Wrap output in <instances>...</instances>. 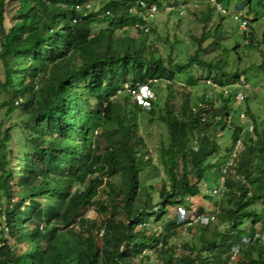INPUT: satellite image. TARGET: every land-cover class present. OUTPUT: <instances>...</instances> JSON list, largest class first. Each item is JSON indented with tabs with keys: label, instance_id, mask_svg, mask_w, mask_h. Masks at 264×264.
I'll return each mask as SVG.
<instances>
[{
	"label": "trees",
	"instance_id": "1",
	"mask_svg": "<svg viewBox=\"0 0 264 264\" xmlns=\"http://www.w3.org/2000/svg\"><path fill=\"white\" fill-rule=\"evenodd\" d=\"M5 1L0 0V59L5 70L4 79L0 78V109L6 110L7 117L21 111L38 134L33 135L31 129L27 136V146L33 151L22 156L24 166L17 164V182L23 189L14 201L12 150L8 145L13 135L0 129V199L6 201L0 205V223L12 216L24 224L19 228L10 223L3 228L0 264H186L182 258L191 259L190 264H220L222 259L232 264L235 255H243L236 264H264V231L256 230L259 222L264 228V211L260 209L264 206V128H256L243 138L241 156L222 175L221 167H212L209 159L221 149L215 137L230 122L231 100L222 94L218 100L210 98L204 82L200 95L191 90L181 93L180 111L189 120L182 153L175 149L172 97L162 109L154 103L148 112L151 117L158 113L169 134L168 144H162L159 153L162 177L152 158L144 156L146 145L138 131L137 106L128 103L127 107L114 99L128 81L146 83L148 78L164 77L171 82L181 80L182 75L194 78L192 68L199 63V47L190 52L186 62L171 55L166 59L150 54L148 47L153 42L148 36L156 31L155 21L150 31L134 29L136 21H141L130 12L136 0L108 1L100 11L93 10L92 0H88V8L83 7L87 0H16L18 21L10 28L4 22ZM148 1L162 8L167 0ZM220 1L226 6L232 2ZM254 6L264 7V0H241L232 17L249 26ZM209 14L230 17L216 8L201 12V16ZM99 15L104 26L95 30L92 27ZM259 17L256 14L254 20ZM118 30L133 34L119 38ZM220 30L221 24H217L218 39ZM204 40L194 43L200 46ZM217 63L213 66L221 70L226 65V61ZM261 66L264 68V63ZM118 70H122L120 77L115 74ZM129 72L132 78L127 77ZM111 81L119 85L105 91ZM245 113L247 119L255 121L250 108ZM98 129L105 135L102 141L93 138ZM241 131L240 127L234 129L233 141ZM104 151L105 170L101 175H88L83 170L88 159ZM62 165L64 170H60ZM192 169L194 183L190 181ZM210 169L216 181L213 187L218 192L224 189L215 200L213 213L198 208L199 214L214 215L211 222L187 224L173 218L157 230L145 227L148 217L161 221L168 217L170 207L184 205L185 197H208L205 187ZM80 171L85 178L75 181L74 175ZM119 172L128 173L129 184L108 206L100 198L113 189V176ZM153 176L158 178L156 184L151 183ZM178 179L182 183L176 198ZM44 183L47 186L43 189ZM94 206L102 219L88 216ZM219 220H223L220 225ZM183 225L190 240L179 253L180 246L170 243V233Z\"/></svg>",
	"mask_w": 264,
	"mask_h": 264
},
{
	"label": "rangeland",
	"instance_id": "2",
	"mask_svg": "<svg viewBox=\"0 0 264 264\" xmlns=\"http://www.w3.org/2000/svg\"><path fill=\"white\" fill-rule=\"evenodd\" d=\"M108 1H117L118 3H122L121 0H92L93 10L100 11L103 8V5ZM114 2H112V4ZM87 3L88 0L84 2V5H86ZM240 3L241 0H232L229 6L225 5V8L228 9L229 12L235 13L236 5ZM167 5L170 6V4ZM18 8V1H5L4 22L6 28H10V26H12L18 21ZM247 11L248 8L244 9V14H247ZM214 12L216 13V11ZM256 14L260 17L254 20ZM263 15L264 7L254 6L252 14L249 17V19L252 20L250 22L251 25H249L246 30H243L240 27V24L232 16L223 18L218 14H213V17L209 14L208 16L206 15L199 17V15L197 14H191L185 18H182L177 11H172L171 13L167 14H159L156 16V31L151 32L148 36V41L153 42V45L151 46L152 49L149 51L150 54L155 55L156 57L162 55L166 59H168L171 55L175 59L178 58L177 61L182 60L183 62H186L188 57L191 56L190 52H192L193 50V52H196L198 47L200 49V51L198 52L199 63L196 64L195 68H192L194 78L193 76L182 75L181 80L180 78L174 79L173 83L170 86H167L165 88H158L156 90L157 100L155 104L158 103L161 109L164 107L165 101L169 99L168 97H172L171 104L174 105L175 111L173 118L177 131V144L175 146L176 152L182 153L186 150L185 135L188 131L189 122L187 118H183L180 111L181 102L183 101L181 93L184 91L191 90L193 95H200L201 88L203 87V82L205 81L204 78L216 72L220 73V81H225L228 77L241 75V77L247 78L246 80L250 82L254 90L249 93L246 103L238 104L234 101H231L229 103V105L232 107V110L229 111L230 122L226 125L224 129L218 130L215 139L221 149L215 157L214 154L209 159L210 165L212 167H222V165L224 164V159L229 155L233 143L232 133L234 132V129L236 127H240L242 130L241 135H243L244 138H247L249 133L246 130V125L244 124V121L245 118L249 116L245 115V118H241V112H245L247 108H250L251 114L253 115V117H255V121L252 120L253 124L255 125L254 130L256 128H264V68H261L262 63H264V20L262 19ZM103 22V16H100V20L95 23L92 28L95 30L101 29L104 26V24H102ZM215 24H221L222 30H220L221 36L219 39L215 36ZM132 34L133 33L131 30H118L116 32V35L119 38H123ZM200 38H205V40L201 43L200 46H198L196 43H194V41ZM247 41L250 42V45L248 46H246L245 44ZM190 43L192 45H190ZM254 45H259L260 50L249 47H252ZM52 47L54 48V45H52ZM149 48L150 47H148V49ZM166 59H164L163 61L164 65L167 62ZM219 61H226L224 70L227 73V76L224 78H221V70L213 66L214 63L218 65L217 62ZM4 73L5 70L3 61L0 59L1 79H4ZM116 75L117 77L122 76L119 73H117ZM127 75L133 76V73L129 72ZM189 79L192 81L190 84L187 83V80ZM179 81L182 84H179ZM81 82L82 79L80 78V83ZM113 85H119L118 81L117 83L111 81L110 86L105 85L104 90L109 91L110 87ZM213 96L216 97L215 99L218 100V93ZM128 99L129 97L126 96L125 93H120V95H118V97L116 98V100H118L122 104H125L127 107L128 103L133 104L132 99H130V102L128 101ZM15 105L17 106V104ZM19 105L20 103L18 104V106ZM136 119L138 123L139 134L143 138L144 144L146 145L145 148H143L144 156L151 157L153 163L160 169L161 176L165 177V175L163 174L162 165L160 163L159 153L161 145L168 144L169 134L167 131V127L158 119V113H156L155 116L151 117L148 111H145L139 107H137ZM33 124V122H27L24 119L21 111L16 112L14 115H12V117H7L6 110L0 109V129L1 131L8 129L13 135V140L8 145L11 147L12 150V156H10V161L12 165L14 179V201L17 200L18 195L23 189L21 186H19L17 182V164L18 162H21V165L24 166L22 162V156L33 151L30 145V147L27 146L28 141L26 140L28 139V137H30V132L33 127ZM95 133L96 137L94 136V139H99L100 141L104 139L105 135L101 134L102 132L100 129L95 131ZM37 134V129L33 130V135ZM99 135L101 136L99 137ZM105 154L106 151L96 154L92 158L88 159V162L86 163V166L83 168V170L86 173L88 171V175H101V173L105 170V165L103 162ZM64 169L65 167L62 165L60 170ZM195 177V171L192 169L190 174L191 183L195 182ZM83 178H85V174L80 171L74 175L73 179L75 181H79ZM151 179V183L153 184H156L158 182V178L155 176H153ZM207 180L208 183L205 188L212 189V191L208 193V197L198 196L192 199L185 197V199L183 200L184 205H176L170 207L168 217H164L161 221H155V217H148L147 221L145 222V227L148 230H157L164 223H166L168 219L173 218L178 219V221L180 222L182 221L184 223H188L189 221L186 219V211L195 213V210H198L199 207L202 208L203 212L213 213V211L215 210V200L220 199L221 196L220 193H216L213 187V185L216 184V181L213 178V171L211 169L208 170ZM112 181L114 185L113 189L109 192L108 195H104L100 198V201L105 202L108 206H110L120 198L121 191H123L125 186L129 184V175L125 172H119L113 176ZM181 183L182 181L178 179L177 193L175 194L176 198L178 197V193L181 189ZM201 184L205 185L203 182ZM46 186L47 184L44 183L42 185V188L44 189ZM39 188L40 187L38 186L36 187V189ZM75 189L76 186L73 188V190ZM2 194V191H0V196H2ZM52 200L54 202V198H52ZM24 201L26 200L24 199ZM97 201L98 198L94 200L95 203ZM2 203L6 204L4 197L0 199V205ZM25 203L23 204V207ZM251 206L253 207V205ZM251 206H249L248 209H250ZM0 209L2 208L0 207ZM181 209L187 210L185 212L181 211L182 214H180ZM260 209L264 211V206L260 207ZM188 215L190 216L192 214ZM88 216L102 219V216L99 215L95 206L89 210ZM182 216H185V218L182 219ZM1 220L2 218L0 217V222ZM222 221L223 220H219V225L222 223ZM10 223L14 224L15 226H18L19 228H22L24 225L22 224V220L17 217H6V219L4 220V224L0 223V239L2 237L3 228L8 227ZM261 223L262 222H259L256 225L257 231H264V228L261 226ZM246 225L249 226L248 223ZM184 231L186 232V226L183 225L179 230H176V232L172 231L170 233V243L176 244L177 247L180 246L179 253H181L182 251L184 242L190 240L188 232L185 233ZM70 232L73 234V231ZM5 235L9 237V234L6 231ZM101 235L102 231L99 233V236L97 238V242L99 244H101ZM8 239L10 240L11 238L9 237ZM242 257L243 255H235L231 259L232 264H236L239 260H241ZM154 258L155 257H153V259ZM182 261L186 264L191 263V259L189 260L188 258H182ZM220 264H229V262H226L224 261V259H222Z\"/></svg>",
	"mask_w": 264,
	"mask_h": 264
},
{
	"label": "clouds",
	"instance_id": "3",
	"mask_svg": "<svg viewBox=\"0 0 264 264\" xmlns=\"http://www.w3.org/2000/svg\"><path fill=\"white\" fill-rule=\"evenodd\" d=\"M90 2L92 4V1H90ZM166 2H168V3H166ZM143 4H145V6ZM167 4H170V6H168ZM160 5H158L155 2L150 3L148 0H136V2L133 3V5L130 7V12L139 16L141 18V21L140 20L136 21V23L134 25V29L139 28V29H142L145 31H150V27H153L154 21H155V18L157 15L171 13L172 11H177L182 18L187 17L191 14H197V15H199V17H202L201 16L202 11H206L207 9H212V8H216V10L222 12L225 15H230V16L234 15V13H231V14L228 13L227 9L225 8L226 3L224 4L220 0H181V2L176 1V0H167L164 2L162 8ZM84 7L88 8L89 4L87 3L86 5H84ZM223 9L225 10V12L222 11ZM109 13H110V11H107L106 15H109ZM101 14H103V13L101 12ZM262 19L264 20V15L262 16ZM240 27L243 30H246L248 27L247 22L244 20H241ZM257 47H258L257 49L260 50V46L258 45ZM151 49L152 48L150 46V48L148 49V52ZM253 49H255V48H253ZM224 67L222 70L220 69L221 70V78H224L227 76V73L225 72ZM121 71L122 70H118V71H116L115 74H117V73L120 74ZM127 77L132 78L131 75H127ZM136 78H138V77H136ZM219 78H220L219 72H216L212 75H208L204 78L205 79L204 83L209 88V91L207 94L209 95L210 98H216L213 95L218 93V94H222L225 98H228L231 101H234V102H237L238 104L239 103L241 104L245 101V99L248 98L249 93L254 90L252 85L250 84V82L246 81L244 77H241V75L240 76L236 75L234 77H228L225 81H220ZM136 80H137V82H135V83H131L128 81L125 84H123V90L120 93H122V94L125 93V95L129 97V99H128L129 102H130V99H132V101H133V104L131 103L132 105H136L137 107H139L145 111H150L153 108V104L157 100L156 90L158 88H165V87L169 86L171 84V82L173 83V81H174V80H171V82H170L164 77L148 78L146 83H142L139 79H136ZM120 93L118 95H120ZM238 93H243V95H244L243 99L237 100L236 95ZM118 95H117V97H118ZM117 97H115L114 99L116 100ZM245 115H246L245 112L240 113L241 118H245ZM244 124L246 125V130L248 131V133L252 134L254 132L253 122L251 120L245 118ZM243 138H244V136L240 135L237 137V139L235 141H233L232 147H231L229 155H228V158H227V160L226 159L224 160L225 162L221 167L222 175H225L227 173L229 166L234 165V163L241 156V154L244 150ZM238 139L242 140L243 149H242L240 156L231 161L232 151H233V149L236 145V141ZM220 182H221L220 185L223 186L224 185L223 184L224 183V177L221 178ZM210 191H212L211 188L207 189L208 193ZM215 191H216V193H220V196H221L222 192H224V189L222 187L220 192H218L216 189H215ZM215 191H213V192H215ZM182 210L183 209H181L180 212ZM184 211H186V210H184ZM195 211L198 212L197 209ZM188 212H190V211H186V213H188ZM180 214H182V212ZM184 218H185V216H182V219H184Z\"/></svg>",
	"mask_w": 264,
	"mask_h": 264
},
{
	"label": "built area",
	"instance_id": "4",
	"mask_svg": "<svg viewBox=\"0 0 264 264\" xmlns=\"http://www.w3.org/2000/svg\"><path fill=\"white\" fill-rule=\"evenodd\" d=\"M145 6V4H143ZM223 12H225V10H222ZM244 95L243 93H238L236 95L237 100H241L243 99ZM243 149V145H242V140L238 139L236 141V145L232 151V158L231 161L235 158H238L242 152ZM184 211V210H182ZM185 212V211H184ZM188 214H192V215H188ZM186 219L189 221L187 224L190 223H198L200 222L201 224H207L209 222H211L214 219V215H210V214H199L198 212L195 211V213L193 212H188L186 214Z\"/></svg>",
	"mask_w": 264,
	"mask_h": 264
}]
</instances>
